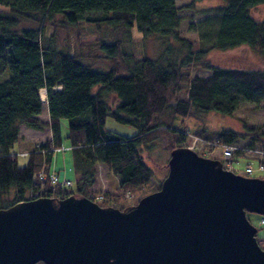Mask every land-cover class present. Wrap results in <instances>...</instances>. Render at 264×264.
<instances>
[{
	"label": "trees",
	"instance_id": "16d2710c",
	"mask_svg": "<svg viewBox=\"0 0 264 264\" xmlns=\"http://www.w3.org/2000/svg\"><path fill=\"white\" fill-rule=\"evenodd\" d=\"M201 1L192 0L190 6ZM222 1L224 5L214 8L217 28L211 42L201 38L199 50L194 52L180 35L181 12L187 6H177L175 0H0L7 8L0 11V70L7 74L0 80V209L39 197L76 194L95 200L90 193L99 164L119 178V194L114 196L119 200L151 182L153 170L142 155L144 147L162 137L171 151L184 147L191 133L186 127L175 126L179 117L211 111L232 116L243 100L263 101V69L210 66L202 60L210 50L240 46L264 55V19L252 15L264 0ZM55 17H61L63 27L81 23L96 29L101 24L136 27L143 39L171 38L182 49L187 47V54L173 64L170 44L166 46L168 57L137 59L121 52L118 42L101 43L100 50L112 65L107 70L94 68L79 53L56 50L43 37L44 26ZM24 22L31 28L21 27ZM198 67L209 74L192 75L190 69ZM42 90L46 91L49 113L45 124L39 119ZM108 96L115 99L114 104ZM108 118L133 127L135 134L126 136L108 129ZM63 119L68 123V148L77 178L75 193L39 178L40 172L52 173L54 149L63 148ZM23 126L34 130L47 126L52 139L29 153L25 166H19L13 149ZM192 135L220 145H235L243 138L234 131L211 133L207 128L196 129ZM254 142L264 151V131L250 146ZM249 150L253 149L244 151ZM238 156H245L241 148L233 159Z\"/></svg>",
	"mask_w": 264,
	"mask_h": 264
},
{
	"label": "water",
	"instance_id": "95a60500",
	"mask_svg": "<svg viewBox=\"0 0 264 264\" xmlns=\"http://www.w3.org/2000/svg\"><path fill=\"white\" fill-rule=\"evenodd\" d=\"M251 213L264 178L177 147L160 189L123 209L76 194L0 209V264H264Z\"/></svg>",
	"mask_w": 264,
	"mask_h": 264
},
{
	"label": "rangeland",
	"instance_id": "374dc122",
	"mask_svg": "<svg viewBox=\"0 0 264 264\" xmlns=\"http://www.w3.org/2000/svg\"><path fill=\"white\" fill-rule=\"evenodd\" d=\"M175 1L177 6H187L181 12L182 23L180 27V35L190 42V48L193 49L194 52L198 51L201 44L200 39L202 38L205 41L211 42L213 33L217 28L216 11H214V8L222 6L225 3L222 0H204L195 3V6H190L192 0ZM5 10H7V8L0 4V11ZM252 15L257 20L264 19V5L254 8ZM61 20V17H55L47 22L42 31L43 37L49 39L51 45L56 50L70 52L72 54L79 53L85 58V61L90 63L94 68H103L107 70L112 65L110 60L106 59L104 57L105 54L100 50L101 43L115 44L118 42L121 52L126 55L132 54L137 59L144 57L150 59L168 57L166 46L170 44L173 49L169 58L172 60L173 64L175 63L173 61L176 60V62L179 63L187 54V47L182 49L180 47L181 44L171 38L160 39L158 37H149L143 39L141 33L136 27L129 29L117 24H101L96 29L93 25L83 23L77 26L67 25L63 27L61 26ZM21 27L31 28V24L24 22L21 24ZM202 60L210 66L264 70V55L255 53L248 46H240L226 51L210 50L202 56ZM190 73L192 75L198 73L202 76L209 74L207 69H202L200 67L190 69ZM6 75V73H2L0 70V80L4 79ZM40 96L42 98L40 120L45 124L48 123L46 119V116L48 115H46L48 107L45 92L41 91ZM110 98L112 100H110ZM108 99L111 102L113 101L114 104V98L108 96ZM106 126L108 129L126 136H131L136 132V129L133 127L122 125L112 118L107 119ZM175 126L177 128L186 127L191 133V135H187V141L184 143V147H188L192 143V140H195L196 137H193L194 135H192V133L196 129L207 128L211 133L223 130L237 132L243 138L238 139L235 142V145L241 148L245 153V156L234 158L230 168L235 171L236 174L245 175L246 168L251 166L254 173L250 177H264V172L256 170L260 165L259 162L262 161L264 163V156L261 157L254 151H244L249 148L253 150L262 149L261 146L257 145L255 142L254 146H250V144L256 136H259L264 131V100L258 104L243 100L240 102L235 115L232 116L211 111L206 114L199 113L196 117L194 115L191 117L189 116L188 118L179 117L177 122H175ZM45 127L41 132L24 126L21 128L19 142L13 149V153L17 155L19 166L26 165L28 160L27 155L29 153L41 148V146H45L48 142H51L52 137L50 135L52 133L50 129H45ZM61 132L63 137V148L59 150L54 149V166L55 162H57V169L60 171L67 170L69 175L68 180L72 182L70 191L75 193L77 191L76 175L73 170L72 153L70 148H68V123L66 119L61 120ZM171 141H173V144L176 142L175 139H171ZM207 142H209L210 145L213 144L210 141ZM200 143V141H197L196 143V147L200 152L196 150L194 151L206 157V152H209L210 150L206 146H202ZM168 144L169 143L166 142V139L162 137L161 139L158 138L149 143L147 146L148 148L144 147L142 149V155L145 161L153 170V177L148 186L142 187L136 191L127 192L119 200H115L114 196L119 194L118 178L111 173L106 165L99 164L97 165L96 171V183L93 186L90 195L94 198L97 196H104V200L96 199V201L100 204L121 208L136 204L142 197L155 192L168 173V161L171 152V145ZM218 148L220 150H214L211 158L217 159L220 157V154L222 153L220 144H218ZM247 217L258 229L257 240L260 246L264 249V227L260 225V216L251 213L247 214Z\"/></svg>",
	"mask_w": 264,
	"mask_h": 264
},
{
	"label": "built area",
	"instance_id": "2783aa9c",
	"mask_svg": "<svg viewBox=\"0 0 264 264\" xmlns=\"http://www.w3.org/2000/svg\"><path fill=\"white\" fill-rule=\"evenodd\" d=\"M45 92V97H46V91L42 90ZM195 137V136H193ZM197 141H200L202 144V146H206L210 151L206 152L208 156L213 155V151L218 148V144H209V142H207L206 140H203L201 138L196 137L195 140H192V143L188 146L189 148H192L194 150H199L196 147V143ZM221 151L222 153L220 154V158L223 162V165L226 169L232 170L230 168L231 163L233 161V156L236 153L237 150H239V147L237 145H221ZM254 151L256 154H259L261 157L264 156V151L262 150H249V152ZM200 152V151H198ZM257 171L260 172H264V163L260 162V165L258 167V169H256ZM254 173V170L251 166H248L245 170V175H252ZM39 178L41 180H50V183L53 187L55 188H63V189H67L69 190L72 187V182L68 179H60L55 173H50L49 176H47L44 172H40L39 174ZM102 196H99L98 199L102 200ZM260 225H262L264 227V216H260Z\"/></svg>",
	"mask_w": 264,
	"mask_h": 264
},
{
	"label": "crops",
	"instance_id": "0c3cea01",
	"mask_svg": "<svg viewBox=\"0 0 264 264\" xmlns=\"http://www.w3.org/2000/svg\"><path fill=\"white\" fill-rule=\"evenodd\" d=\"M48 114V115H47ZM46 119H47V121H49V113H48V109H47V112H46ZM40 116L41 115H39V119H40ZM48 117V118H47ZM45 129H50L49 127H45ZM42 130H38V132H41ZM50 131H51V129H50ZM52 133V132H51ZM51 137H52V134L50 135ZM54 161H55V155H54V158H53V162H52V167H51V171L53 172V173H55V174H57L61 179H65V178H67L68 179V172H67V170L65 169L64 171H60L59 169H57L56 168V165H57V162H55V166H54ZM56 161H57V158H56ZM259 162V161H258ZM260 163V162H259ZM116 178H118L117 176H116ZM76 181H77V178H76ZM118 182H119V178H118ZM71 190V189H70ZM68 191V192H70L71 193V191Z\"/></svg>",
	"mask_w": 264,
	"mask_h": 264
},
{
	"label": "flooded vegetation",
	"instance_id": "af4514ba",
	"mask_svg": "<svg viewBox=\"0 0 264 264\" xmlns=\"http://www.w3.org/2000/svg\"><path fill=\"white\" fill-rule=\"evenodd\" d=\"M38 264H44V263H38Z\"/></svg>",
	"mask_w": 264,
	"mask_h": 264
}]
</instances>
